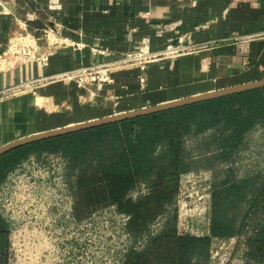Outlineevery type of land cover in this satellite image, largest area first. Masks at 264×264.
<instances>
[{
	"label": "crops",
	"instance_id": "crops-1",
	"mask_svg": "<svg viewBox=\"0 0 264 264\" xmlns=\"http://www.w3.org/2000/svg\"><path fill=\"white\" fill-rule=\"evenodd\" d=\"M259 33L264 34V0H0V91L36 77L115 61L141 45L159 50L178 36L191 48L143 68H113L102 86L61 78L33 91L0 96V146L264 79V35L252 37ZM239 34L251 37L232 39ZM14 41L32 42L36 57L17 55ZM203 227L195 233H208V223Z\"/></svg>",
	"mask_w": 264,
	"mask_h": 264
},
{
	"label": "trees",
	"instance_id": "trees-1",
	"mask_svg": "<svg viewBox=\"0 0 264 264\" xmlns=\"http://www.w3.org/2000/svg\"><path fill=\"white\" fill-rule=\"evenodd\" d=\"M260 125L264 85L19 145L0 154V187L27 157L59 153L77 221L109 205L128 216L132 242L121 264H210L212 238L234 235L245 238L246 264H264V167L243 176L232 170ZM202 169L213 178L199 204L209 231L198 234L179 226L177 197L183 176ZM141 184L146 190L133 195ZM9 232L0 212V264H9Z\"/></svg>",
	"mask_w": 264,
	"mask_h": 264
},
{
	"label": "rangeland",
	"instance_id": "rangeland-1",
	"mask_svg": "<svg viewBox=\"0 0 264 264\" xmlns=\"http://www.w3.org/2000/svg\"><path fill=\"white\" fill-rule=\"evenodd\" d=\"M261 127L249 132L237 155L232 170L238 176L264 167ZM212 176L205 169L183 176L177 197L181 228L191 232L204 228L199 204L210 191ZM143 190L146 187L141 184L133 195ZM74 199L75 187L62 154L24 159L8 175L0 192V212L10 230L9 264H121L126 247L132 242L125 232V213L109 205L77 221L72 214ZM243 239L237 236L221 244L210 264H243Z\"/></svg>",
	"mask_w": 264,
	"mask_h": 264
},
{
	"label": "built area",
	"instance_id": "built-area-1",
	"mask_svg": "<svg viewBox=\"0 0 264 264\" xmlns=\"http://www.w3.org/2000/svg\"><path fill=\"white\" fill-rule=\"evenodd\" d=\"M48 30L51 31L52 29L49 27ZM260 35H264V34L263 33L255 34V35H252V37L260 36ZM244 37H251V36L249 35L245 36V35L239 34V35L233 36L232 39L240 40V39H243ZM33 46H34L33 43L30 41L24 42L23 44H21V42L19 41H14L11 44V47L13 49L18 50L17 55L21 57H36L37 54ZM189 51H191L190 46L183 43L182 36H178V39L176 42L168 43L162 49L152 51L147 46L141 45V46L136 47L135 50L133 51L126 52L120 59L115 60V61L97 62V63L90 64L88 66H81L74 70L65 71V72L58 73L55 75H50V76H40V77L33 78L31 80H28L26 82L8 86L0 91V96H12V95L21 93L25 90L33 91L35 90V88L41 85H44L50 81L61 79V78L74 79L79 86H83L88 83H97L98 86H102L105 82L110 81L111 79L110 71L113 68L131 65V64H139L141 68H143L145 64L150 61L163 58V57H175L177 55H180V54H183ZM39 58H41L43 61L46 60L45 56H40ZM2 185L0 187V192H1ZM144 191L145 190H143V192ZM126 218H128V216H126ZM156 222L157 224H155V226L152 227V230L156 229L158 225L160 224L159 221H156ZM237 236L238 237L240 236L242 239L244 238L243 235H234L228 238L213 237L211 241V246H210V260L211 258L215 256L218 247L223 246L221 244H224L230 238H233V237L235 238ZM243 241L244 243H243L242 250L245 251V238L243 239ZM242 263L246 264L245 258L242 260Z\"/></svg>",
	"mask_w": 264,
	"mask_h": 264
},
{
	"label": "water",
	"instance_id": "water-1",
	"mask_svg": "<svg viewBox=\"0 0 264 264\" xmlns=\"http://www.w3.org/2000/svg\"><path fill=\"white\" fill-rule=\"evenodd\" d=\"M262 85H264V79L256 80V81H252V82H248V83H244V84H240V85H236V86H232V87H228V88L218 89V90H214L211 92L197 94L194 96H189V97H185V98L171 100L168 102L154 104L151 106H145L143 108H139V109H135V110H129L126 112L113 114V115L97 118L94 120L83 121V122H79L76 124H71V125H67V126H62V127L38 132L35 134H31L28 136H24V137L9 141V142L1 145L0 146V154L3 152H6L7 150H10L14 147H17L19 145L29 143V142H32L35 140L43 139L46 137L60 135V134L67 133L70 131L79 130V129H83V128H87V127H92V126H96V125H100V124H104V123H108V122H112V121H118V120H122L125 118L134 117L137 115L157 111V110L164 109V108L194 102L197 100H202V99H207V98L216 97V96H220V95L230 94V93H234V92H238V91H242V90H247V89H251V88L262 86Z\"/></svg>",
	"mask_w": 264,
	"mask_h": 264
}]
</instances>
